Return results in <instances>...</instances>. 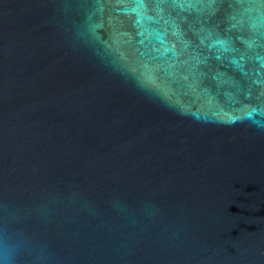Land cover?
<instances>
[{
  "label": "water",
  "instance_id": "1",
  "mask_svg": "<svg viewBox=\"0 0 264 264\" xmlns=\"http://www.w3.org/2000/svg\"><path fill=\"white\" fill-rule=\"evenodd\" d=\"M0 260L264 264V0H0Z\"/></svg>",
  "mask_w": 264,
  "mask_h": 264
},
{
  "label": "clouds",
  "instance_id": "2",
  "mask_svg": "<svg viewBox=\"0 0 264 264\" xmlns=\"http://www.w3.org/2000/svg\"><path fill=\"white\" fill-rule=\"evenodd\" d=\"M0 264H6L5 260H0Z\"/></svg>",
  "mask_w": 264,
  "mask_h": 264
}]
</instances>
